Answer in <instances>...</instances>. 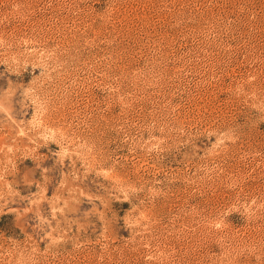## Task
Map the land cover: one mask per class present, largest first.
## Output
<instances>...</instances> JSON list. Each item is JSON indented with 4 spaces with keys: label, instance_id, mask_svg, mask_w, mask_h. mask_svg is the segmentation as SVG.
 <instances>
[{
    "label": "rangeland",
    "instance_id": "374dc122",
    "mask_svg": "<svg viewBox=\"0 0 264 264\" xmlns=\"http://www.w3.org/2000/svg\"><path fill=\"white\" fill-rule=\"evenodd\" d=\"M0 264H264V0H0Z\"/></svg>",
    "mask_w": 264,
    "mask_h": 264
}]
</instances>
